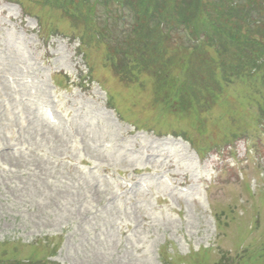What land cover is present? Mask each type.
Masks as SVG:
<instances>
[{
    "label": "rangeland",
    "instance_id": "374dc122",
    "mask_svg": "<svg viewBox=\"0 0 264 264\" xmlns=\"http://www.w3.org/2000/svg\"><path fill=\"white\" fill-rule=\"evenodd\" d=\"M77 1L68 14L0 0V258L264 264L263 83L228 82L234 104L208 95L205 110L191 92L195 109L159 89L176 61L153 50L161 39L180 55L184 31L149 18V0ZM214 56L198 50L200 84ZM206 128L199 147H234L198 158L189 137Z\"/></svg>",
    "mask_w": 264,
    "mask_h": 264
},
{
    "label": "trees",
    "instance_id": "16d2710c",
    "mask_svg": "<svg viewBox=\"0 0 264 264\" xmlns=\"http://www.w3.org/2000/svg\"><path fill=\"white\" fill-rule=\"evenodd\" d=\"M49 1L65 8L64 12L68 14L73 13L75 5L81 4L77 0ZM135 1L140 2V0ZM204 1L209 11L202 8V0H149L148 4H145L146 11L150 13L149 18L159 16L157 25L165 21L169 31L170 28L184 27L189 36L198 40L197 44L184 45V50L188 51L187 54L183 50L178 55L179 47H170L164 43L162 47L159 46V43H162L161 39L153 43L156 44L153 50L159 52L160 60L174 59L176 61V64L167 68L174 78L173 85L170 87L160 84L159 89L170 88L169 94L179 93L180 100L187 96L196 109L197 101L194 99L195 95L193 97L191 93L195 92L196 98L202 96L198 101L203 110L207 106L202 101L208 95L214 102L223 101L219 95L226 91L225 84L228 82L243 81L244 84H252L260 80V83L264 85V18L259 12L254 15L251 7L252 3L260 9L258 1L250 0L251 2L246 1L242 4L237 0L214 1L211 8H209L210 2ZM222 3L227 6V9L222 10ZM82 13L79 15L92 14L87 10H82ZM151 30L153 36L158 35V29ZM204 48L212 50L215 58L213 64L206 67L207 80L200 84L196 81L194 71L201 62L198 58V50L201 51ZM186 63L189 65L185 69ZM249 91L251 90L247 92ZM0 264H37V262L0 258Z\"/></svg>",
    "mask_w": 264,
    "mask_h": 264
}]
</instances>
